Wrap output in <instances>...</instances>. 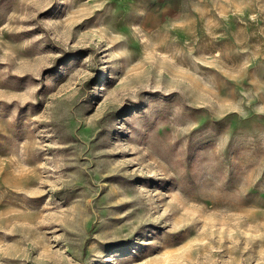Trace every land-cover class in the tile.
<instances>
[{
  "label": "rangeland",
  "instance_id": "rangeland-1",
  "mask_svg": "<svg viewBox=\"0 0 264 264\" xmlns=\"http://www.w3.org/2000/svg\"><path fill=\"white\" fill-rule=\"evenodd\" d=\"M0 264H264V0H0Z\"/></svg>",
  "mask_w": 264,
  "mask_h": 264
}]
</instances>
